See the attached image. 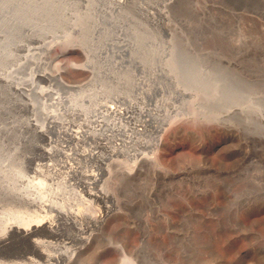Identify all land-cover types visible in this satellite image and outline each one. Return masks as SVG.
Listing matches in <instances>:
<instances>
[{
    "label": "rangeland",
    "instance_id": "374dc122",
    "mask_svg": "<svg viewBox=\"0 0 264 264\" xmlns=\"http://www.w3.org/2000/svg\"><path fill=\"white\" fill-rule=\"evenodd\" d=\"M64 1L61 17L29 13L34 25L0 17V74L9 80H0V137L37 143L6 144L0 165L15 183L51 184L90 217L76 230L40 212L60 233L40 226L36 238L57 255L73 244L71 254L80 251L71 264H122V255L125 264H264V0ZM171 54L174 78L159 68ZM183 66L210 77L189 80ZM217 84L235 91L206 96ZM248 103L258 109L248 112ZM1 194L0 222L26 210ZM77 234L85 238L69 242ZM32 247L11 236L0 264L63 263Z\"/></svg>",
    "mask_w": 264,
    "mask_h": 264
},
{
    "label": "bare ground",
    "instance_id": "6f19581e",
    "mask_svg": "<svg viewBox=\"0 0 264 264\" xmlns=\"http://www.w3.org/2000/svg\"><path fill=\"white\" fill-rule=\"evenodd\" d=\"M67 3H69V2L64 1V0H0V5H1L0 6V17L2 19L10 18V20H13L14 22L21 21L23 19L24 23L28 22L29 24L34 25L32 22L29 21V18H30V17L28 18L29 13L32 12L33 14L32 15L30 14V15L31 16L34 15V17H36L40 21L47 19L49 16H51V18L53 19V18H55L56 13H57L58 17H61V16H59V14L61 12H62V14H63V12L66 13V11L69 8V7H65V5ZM122 3H124V1ZM14 4L17 5L19 8H16V10L11 8V6H13ZM15 11H17V12H15ZM15 13H18V15ZM109 14L110 13L108 12L107 16ZM113 20H114V22H116V20L114 19V16H113ZM5 24H8V23L5 21ZM5 24H3V26H5ZM27 26H29V25H27ZM33 28H34V26L31 27V31L35 32ZM127 31H129L128 34L130 36H133V32H131L130 30H127ZM39 34H41V33L39 32ZM133 43L134 42L132 40H130V39L126 40L125 39V44L131 45ZM156 49L157 48H155L154 50H156ZM153 56L156 57L157 54L153 53ZM159 68L162 69V71H164V73H167V74L169 73V75H168L169 78L171 77V75L174 78L173 74L170 75V73L174 72V70H175L174 68H176L172 54L166 58V60L164 61V65H160ZM180 70H182V72L185 73V76L188 77L189 80L206 82V80L210 77L209 73L206 72L203 68H198V71L194 72L195 69H192V67L183 66V68H180ZM89 74H91V73H89ZM167 74H166V76H167ZM1 75L2 74H0V80L9 81L3 75L2 76ZM43 77H44V74L42 75L41 78H43ZM175 77H178V76H175ZM210 88H211L210 90L206 91L208 93V94H206V96H211L213 98L215 96H217L218 98H223L226 96V93H231V92L235 91V90H233L234 88H227L224 90V86H220L219 84L215 85L214 87H210ZM246 106H247L246 107L247 111L250 113H253L256 109H258L257 108L258 105L255 106L253 103H248ZM33 109L35 110V108H33ZM33 112H35V111H33ZM34 114H36V113H34ZM50 117L48 116V118H49L48 120L50 123H52L53 125L54 124L56 125V123L60 124L61 121L58 120L56 117H54V118L52 117V119ZM29 120H28V122H29L30 126H34L37 129V132L40 133V135L44 136L46 134L45 124L39 123L38 119H36V118H33L30 121ZM67 132L69 133V135H67V136H69L72 139L73 138L78 139L81 135L79 131H74V132L73 131H67ZM35 133H36V131H35ZM45 137H44V139L46 140L47 138H45ZM32 139L33 138H31V136H28V135L13 136L11 134H7L5 136L0 137V149H3V147L6 146V144L7 145H13V144L17 145L18 147H15L14 151L18 150L19 147L21 148V147L26 146V145H35L36 142H34ZM36 145H37V143H36ZM39 148L43 151L42 153H51L53 151V148H47V147L41 146V145ZM31 160L33 161V159H31ZM32 161H30V168L32 169V171L37 176L43 175L44 169L41 168L39 163L37 164L34 161L33 162ZM75 173H76V171H75ZM80 173L82 174V177H83L81 180V184H85V186L89 188V190H88V188H87V190L91 192L92 190H90V183H92V182L84 179V177L86 175V174H84V172L81 171ZM111 173H112L111 164L107 163V165L103 167L102 172H101L102 180L104 182V190H103L104 196L110 195L108 188L110 186ZM8 178L9 177H8V173H7L6 169L2 168L0 165V194L1 193L6 194V196H9L11 199L15 200L18 204H20L21 206H24L26 209L24 211L25 213H29L28 210L31 209L35 212V214H37V216H32L34 218H28L27 216L24 215L22 207H20L19 213H17L16 216H14L12 219H10L9 222L4 223L3 221H1V222H3V228H5V231H4V234H0V245L3 242L8 241V239L11 236H16L19 238H26L28 240L31 239V241H33V244H34V247H32L33 252L37 253L38 256L40 255L41 257H43L49 261L54 260V261L63 262L62 264H71L74 260V257L76 255H78V253L80 251V250L79 251L75 250V252H73V254H71V252L74 250V249H72L73 244L71 245L69 243L70 246H65V249L63 248L64 250L62 249V251L60 250L62 248V246H61V248L59 249L60 253H58V255H57L55 252L52 253L51 252L52 250L49 249V246H51L50 245L51 243L49 241L47 243L46 242L47 240L44 241L42 239H39L38 237L36 238V235H38L37 233L40 232V226H44L43 228L45 230H47V234L56 236L57 234L60 233V232L58 233V231H57V229H58V228H56L57 224L55 225V223H54L55 221L52 220L53 218H51V216L47 218L45 215L40 216V212L55 211V212H57L56 214L59 218H61V220L63 218L66 220V222L70 223V225L73 224V226L71 225L72 227H74V226L77 227V229L75 228L76 230H79L78 229L79 225H80V227L84 226V225L81 226V223L83 224L82 221H84L85 218H90V217H87L85 215V212H81V208H75L74 207L75 204L73 206L74 202L72 200H70L69 198L64 197V196H63V198L59 197L61 192H59V190L56 187L51 186V184H46L42 180L37 181V182H32V183L30 182L27 184H18V183L13 182L12 180L10 181V179L8 180ZM97 178L98 177H95V179H97ZM6 180H8V183H6L7 182ZM4 190H5V192H4ZM0 196H2V194ZM6 196L4 197L5 199H7ZM71 201L73 202L72 204H71ZM105 215L106 214H104V216H103L101 214V218L104 219ZM87 223H88V221H87ZM1 229H2V227H1ZM81 229H82V232L85 230V229L83 230V228H81ZM78 232H80V231H78ZM77 236H78V234H77ZM82 236L83 235L78 236V237L75 236L74 238H70L69 242L73 243V242L77 241V239L80 240L83 238ZM59 237H61V236H59ZM64 237H65V234H64ZM66 237H68V235ZM75 245H77V244H75ZM56 246H57V244H56ZM52 247L56 248L54 245ZM12 253H14L15 256L17 254L16 252H12ZM14 254H12V256H14ZM10 255H11V253H10ZM71 255H74V256H71ZM29 259L32 262L35 261L32 257ZM67 261L70 263H68ZM79 261L83 262V260H79ZM85 261H84V263H85ZM127 261H128L127 257L125 255H122L121 256V263L125 264V262H127ZM78 262H74V263H78Z\"/></svg>",
    "mask_w": 264,
    "mask_h": 264
}]
</instances>
